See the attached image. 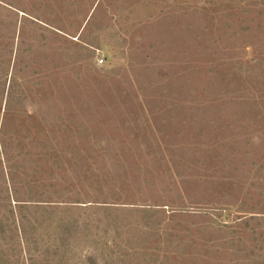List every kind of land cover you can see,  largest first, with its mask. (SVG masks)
<instances>
[{
  "label": "rangeland",
  "instance_id": "374dc122",
  "mask_svg": "<svg viewBox=\"0 0 264 264\" xmlns=\"http://www.w3.org/2000/svg\"><path fill=\"white\" fill-rule=\"evenodd\" d=\"M0 264H264V0H0Z\"/></svg>",
  "mask_w": 264,
  "mask_h": 264
}]
</instances>
